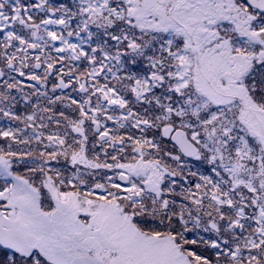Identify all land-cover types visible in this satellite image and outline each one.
<instances>
[{"label": "snow or ice", "instance_id": "1", "mask_svg": "<svg viewBox=\"0 0 264 264\" xmlns=\"http://www.w3.org/2000/svg\"><path fill=\"white\" fill-rule=\"evenodd\" d=\"M0 264H264V0H0Z\"/></svg>", "mask_w": 264, "mask_h": 264}]
</instances>
